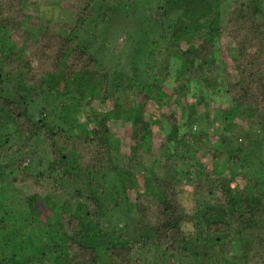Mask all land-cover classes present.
Segmentation results:
<instances>
[{
  "label": "trees",
  "instance_id": "16d2710c",
  "mask_svg": "<svg viewBox=\"0 0 264 264\" xmlns=\"http://www.w3.org/2000/svg\"><path fill=\"white\" fill-rule=\"evenodd\" d=\"M27 1L0 0V264H264V182L243 173L264 166L260 1L228 0L203 29L193 10L215 0H163L159 37L125 71L92 39L113 29L109 3L133 0H55L57 31ZM119 122L130 145L114 156ZM143 151L170 171L135 174Z\"/></svg>",
  "mask_w": 264,
  "mask_h": 264
},
{
  "label": "rangeland",
  "instance_id": "374dc122",
  "mask_svg": "<svg viewBox=\"0 0 264 264\" xmlns=\"http://www.w3.org/2000/svg\"><path fill=\"white\" fill-rule=\"evenodd\" d=\"M259 1L264 6V0H259ZM162 2L163 0H133L127 4L109 3L108 7L111 8L110 10L112 11V17H116V19L113 20L114 22L113 29L104 30L102 26H100V28H97L99 34L95 39L94 38L92 39L94 46L93 51L100 52L96 50L102 47L103 50H101L102 52L100 53L105 54L107 52L108 53L107 55L110 59L109 64L112 65V68L114 65L120 71H125L123 70L125 68L130 69V66H132L133 64L135 65L140 64V66L143 65V62L146 58V53L149 51L150 46H153L152 43L154 39L155 38L157 39L159 37V34L161 33L158 23L155 21V16L157 14H155L153 11H156L157 5L158 6L163 5ZM215 2L217 3L216 8L213 7L212 10L209 6L207 7L202 6L200 8H194L193 10L192 18L198 20L199 24L203 26L202 27L203 29L207 28L206 25H208L209 22L214 21L217 14L218 17L216 18V20L222 23L226 14L228 13L229 8H226L229 3L228 0H215ZM175 6L176 5L174 4L167 5V12L170 20L175 19L179 14ZM97 7L98 6H96V8ZM150 8L153 9L151 12H150L151 10ZM25 9L26 10L29 9L28 12L30 13L37 12L41 14L46 20L50 22L52 30L54 29L59 30L58 27H54V23H59L62 20L65 22H69L68 16L64 13L59 12L55 0H28L25 5ZM90 26L91 25H88V23H86L84 24L83 27L90 28ZM92 29L94 28L92 27ZM80 37L83 40H85L87 44H90V42L87 40L85 35L82 34ZM0 47L3 50H8L11 47L7 38L4 36L0 37ZM121 95L122 93L119 94V97ZM126 95L127 96L125 98L124 95H122L124 100L122 99L121 101L124 103L123 104L124 106L130 107L131 105L130 102L126 103L125 101H130L131 93L128 92L126 93ZM92 104L93 107L96 108V110L94 109L95 115H97L99 112L101 113L104 110V108L105 110H111V100L108 101L104 106L96 107L94 103ZM87 109L88 108L86 109L80 108L79 110L86 112ZM213 110L219 111L220 109L215 108ZM34 111L35 112L39 111L38 105L34 106ZM148 111L154 112V108H149ZM89 113L90 112H88V114ZM42 117H44V114H42ZM84 118L85 117L83 114L82 116L81 115L78 116V120H79L78 122H80L78 128H83L85 126H88V124L86 125ZM78 128L75 130H78ZM115 128H116V139L118 142V149H115L116 153L114 154V156H117V154L125 155L128 153V146L130 145L129 137H128L130 133L129 130L130 127L127 123L119 122L117 123V126ZM207 131L213 132L214 130L211 127ZM155 134H158V132H156ZM161 134L163 133L161 132ZM207 139L209 140L210 144H213L218 141L216 135H212V134L207 135ZM195 148H197V146L196 147L194 146V149ZM154 156H150L149 153H146V151L141 152L140 161L143 162L146 171L144 172V170L141 171L135 170V174H138V176L140 177H144L145 176L144 173L146 175L148 174L152 176V175H161L163 174V172L167 173L168 171H170L171 169L170 166L167 167L166 169L162 168V166L166 163V161H163L164 159L159 158V156L157 157V155ZM221 158H222L221 160H225L224 158L226 157L221 156ZM195 160L201 163H205V159L202 157V154L200 152L195 154ZM243 173L246 174L247 176L246 179L247 178L254 179L257 177L258 178L257 180H259V182L260 181L264 182V166L261 167L259 170L258 169L255 170L252 174L247 173L245 170H243ZM182 191L185 194L184 196L185 204L192 203L189 197L187 196L188 193L191 191V189L189 187H183ZM65 193L63 195H65ZM2 195L3 193H0L1 210L5 212H9V211L11 212V209L9 207V200H6L7 198L5 194H4L5 195L4 198ZM66 198L70 199L71 197L68 195ZM190 207L192 208V205H190L189 208ZM104 218H110V215L107 214V216L105 215ZM111 218H115V217L112 216ZM107 224L108 222L106 220L104 221L103 226H107ZM114 225L115 228L117 229L119 225H123V222L114 221Z\"/></svg>",
  "mask_w": 264,
  "mask_h": 264
}]
</instances>
